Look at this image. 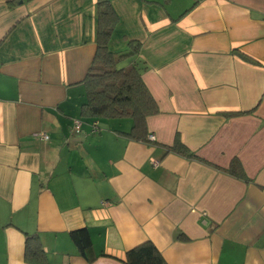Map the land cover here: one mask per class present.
Listing matches in <instances>:
<instances>
[{
    "label": "crops",
    "instance_id": "crops-1",
    "mask_svg": "<svg viewBox=\"0 0 264 264\" xmlns=\"http://www.w3.org/2000/svg\"><path fill=\"white\" fill-rule=\"evenodd\" d=\"M110 2L109 49L140 43L158 104L147 142L129 119L79 115L96 0H0V264H39L26 235L40 264H125L146 240L167 264H264V0ZM82 227L92 262L69 235Z\"/></svg>",
    "mask_w": 264,
    "mask_h": 264
},
{
    "label": "trees",
    "instance_id": "trees-1",
    "mask_svg": "<svg viewBox=\"0 0 264 264\" xmlns=\"http://www.w3.org/2000/svg\"><path fill=\"white\" fill-rule=\"evenodd\" d=\"M196 2L197 0H194L193 5ZM95 9L96 51L83 79L84 100L79 107V115L85 120L129 119L131 126L124 134L133 140L147 142L149 140L146 118L157 114L159 108L142 79V73L147 69V65L138 56L140 43L129 40L125 50L112 52L108 43L118 16L110 0H96ZM234 52L245 61L256 62L245 53L236 49ZM126 58H130V64H120ZM167 150L188 158L197 157L178 139H175L171 146H167ZM226 171L236 178L248 180L242 165L236 158L231 160ZM69 235L80 255L88 262H92L96 255L92 253L89 231L82 227L71 230ZM179 238L184 236L179 235ZM24 256L30 262L44 263L45 254L36 235H26ZM123 262L125 264H167L149 240L127 249Z\"/></svg>",
    "mask_w": 264,
    "mask_h": 264
},
{
    "label": "built area",
    "instance_id": "built-area-1",
    "mask_svg": "<svg viewBox=\"0 0 264 264\" xmlns=\"http://www.w3.org/2000/svg\"><path fill=\"white\" fill-rule=\"evenodd\" d=\"M96 121H94L92 123V127L95 129L96 128ZM81 121L79 119H74L73 120V125H72V130L75 131V132H79L81 130ZM41 137L46 139L47 138V135L46 134H41ZM149 138H153V136H149ZM155 162V161H154Z\"/></svg>",
    "mask_w": 264,
    "mask_h": 264
},
{
    "label": "rangeland",
    "instance_id": "rangeland-1",
    "mask_svg": "<svg viewBox=\"0 0 264 264\" xmlns=\"http://www.w3.org/2000/svg\"><path fill=\"white\" fill-rule=\"evenodd\" d=\"M171 1H172V5L174 6L175 4V7L178 9V8H181V6L184 5L186 1H189V0H171Z\"/></svg>",
    "mask_w": 264,
    "mask_h": 264
}]
</instances>
